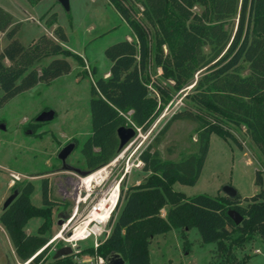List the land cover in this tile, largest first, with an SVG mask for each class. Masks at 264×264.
I'll return each instance as SVG.
<instances>
[{
	"label": "trees",
	"instance_id": "trees-1",
	"mask_svg": "<svg viewBox=\"0 0 264 264\" xmlns=\"http://www.w3.org/2000/svg\"><path fill=\"white\" fill-rule=\"evenodd\" d=\"M109 2L131 28L133 38L104 48L110 60L109 74L91 83V130L80 147L86 171L97 169L117 154L118 126L149 128L173 93L193 80L197 71L199 75L186 92L191 106L174 112L159 133L165 132L174 119L195 120L200 124L198 147L177 160L161 158L150 144L142 149L138 157L148 174L138 183L122 184L115 208L121 195L123 204L115 218L111 214L109 233L96 249L89 244L80 252L104 257L120 252L124 264H150L148 244L154 235L171 228L185 235V230L196 226L202 241L215 242L221 264H246L245 258L236 257L235 248L250 242L254 234L264 242V182L260 171L255 172L259 190L244 199L239 192L234 197L224 193L188 196L173 183H194L205 161L211 132L236 140L231 126H244L264 156V0ZM132 2L142 6L139 12L146 23L136 16L138 7ZM195 5L201 6V11L193 10ZM17 26L12 24V14L0 6V31L7 37L0 49V105L40 81L49 82L68 73V56L82 63L81 55L63 44L66 33L61 25L53 29L56 38L42 33L27 44L15 35ZM45 57H50L48 62L38 69L36 63ZM243 61L247 62V73L241 72ZM150 62L161 68L163 80L172 83L156 80L149 85ZM33 190L31 181L23 182L0 212V223L14 252L23 262L29 259V264H78L75 251L48 258L50 236L45 232L51 228L53 201L48 196L47 179H42L41 205L31 201ZM230 208L242 215L239 223L228 215ZM32 216L42 218L35 233L25 230Z\"/></svg>",
	"mask_w": 264,
	"mask_h": 264
},
{
	"label": "rangeland",
	"instance_id": "rangeland-1",
	"mask_svg": "<svg viewBox=\"0 0 264 264\" xmlns=\"http://www.w3.org/2000/svg\"><path fill=\"white\" fill-rule=\"evenodd\" d=\"M132 3L138 7L136 16L146 23L139 12L142 6L137 2ZM0 6L12 14V24H18L15 35L22 43L27 44L42 33L56 38L53 29L61 25L66 33L63 44L82 57L80 63L73 56H68L71 65L68 73L49 82L40 81L0 105V124H3V127L0 126V212L4 208V201L9 197L12 199L20 185L27 180L34 184L31 201L41 205L42 179L46 178L48 196L53 201L51 228L45 232V235L50 236L47 242L48 258L53 257L56 248L71 245L73 251L78 252L74 256L78 264H92L94 255L80 252L93 244L92 236L77 241L63 238L84 218L87 209L85 203H79L73 221L62 232L63 237L51 241L61 229L63 221L72 214L77 197L86 192L79 177L91 173L105 176L100 183L92 181L93 192L88 196L90 202L102 195L101 189L109 190L115 182H119L120 196L122 184L126 187L138 183L148 174L142 169L143 162L138 157L148 144L163 159L177 160L196 151L200 128L197 121L177 118L171 121L165 132L160 134L159 130L174 112L191 106L186 92L199 71L194 74L193 80L173 93L149 128L144 130L139 127L135 136L110 161L84 174L82 171L86 167L80 147L91 130L90 86L96 77L109 74L110 60L104 48L123 38L131 40L132 30L109 0H69V9H65L58 0H38L35 3L28 0H0ZM201 8L195 5L193 10L199 12ZM50 18L53 19L51 23L47 22ZM233 20L236 22V17ZM2 33L0 31V49L7 42V37ZM49 58H42L36 67L40 69ZM241 72H248L247 62H242ZM160 73L161 68L150 62L147 68L149 85L156 80L172 83V80H163ZM44 109H52L54 116L37 120V115ZM230 129L236 140L211 132L209 148L197 180L190 184L175 181V189L188 196L197 193L216 195L224 193L222 186L229 182L243 199L259 190L255 172L260 171L264 182V156L252 143L244 126H231ZM69 140H76V147L66 158L70 168H62V162L56 154ZM13 175L19 177L14 183ZM122 204L121 195L119 207L115 208L112 217L117 216ZM161 213H165L164 208ZM58 220L62 223L59 224ZM41 221L40 216L30 217L26 232L35 233ZM105 228H108V224ZM184 232L185 235L180 229L171 228L165 233L154 235L148 244L150 264H221L215 251V242L202 241L196 226ZM256 247L259 252H254ZM234 252L238 259L245 258L247 264H264V242L257 234L242 247H236ZM0 264H24L14 252L1 223Z\"/></svg>",
	"mask_w": 264,
	"mask_h": 264
},
{
	"label": "built area",
	"instance_id": "built-area-1",
	"mask_svg": "<svg viewBox=\"0 0 264 264\" xmlns=\"http://www.w3.org/2000/svg\"><path fill=\"white\" fill-rule=\"evenodd\" d=\"M134 127L136 128V130L139 128L138 126L134 125ZM85 176L83 177H79V182L81 183V185L84 186L86 192L83 196H78L77 199H76V205L74 207V210L72 212V214L66 219L63 221L62 223V226H61V229L58 231L61 233V236L59 237H63L62 235V232L66 229V226L71 223L76 215V213L78 212V207H79V203L80 202H83L85 203L84 207L87 208L84 212H85V216L84 218L88 215L89 211H100L102 210L100 207H99V203L101 200H106L107 198H110L114 188L116 187V193H115V198L112 202V204L110 203H107V207L108 208V212H107V216L106 218L103 220V221H98L96 219H91L88 221L87 223V228L88 230L83 233V234H80V235H75V228L80 224V222L82 220H84V218L76 223L73 227H72V230L66 235L64 236L63 238L66 240V241H77V240H83V239H86V238H89L90 236L93 237V247L94 249L97 248V246L100 244V242L104 239V237L109 233L110 231V227L108 225V228H105L104 229V226L107 225L109 223V219L111 217V214L116 206V203L118 201V186H119V182H115L113 184V186L111 187V189L109 190H100L102 195L99 196V198L93 200V201H88V196L93 192V189H92V185L91 187H89V189H87V187H85V185L83 184V179H84ZM18 176L17 175H13L12 176V182L14 183L16 180H18ZM104 177L102 176H98L97 179L94 178L93 181L96 183H100L102 181H104ZM80 187V186H79ZM79 189V188H78ZM119 193H120V190H119ZM97 208V209H96ZM73 218V219H72ZM57 232V233H58ZM56 233V234H57ZM56 234L52 237L51 241L56 239ZM57 237V238H59ZM92 264H108L105 260V257L101 254H98V253H95L94 256H93V261H92Z\"/></svg>",
	"mask_w": 264,
	"mask_h": 264
},
{
	"label": "water",
	"instance_id": "water-1",
	"mask_svg": "<svg viewBox=\"0 0 264 264\" xmlns=\"http://www.w3.org/2000/svg\"><path fill=\"white\" fill-rule=\"evenodd\" d=\"M62 5L65 7V9H69V0H58ZM54 116V111L52 109H44L42 110L36 117L37 120H47L51 119ZM1 127H3V124H0ZM116 134L119 140L118 143V151L122 149L129 141L135 136L136 134V128L133 125H120L116 128ZM76 147V142L74 140H70L66 142L64 145H62L56 156L60 159L62 162L61 166L62 168H70V165L66 163V158L69 156V154L72 152V150ZM82 173H89L88 171L84 170ZM16 191V190H15ZM222 191L224 194L234 197L237 195L238 190L229 182H226L222 186ZM264 199V195H263ZM11 201V198H7L4 201V207L7 206V204ZM228 215L234 220L235 223H239L242 219V215L237 212L235 209H228ZM58 223L61 224L62 221L58 220ZM73 251V248L71 245H63L61 247H58L55 249L53 258H58L60 256L69 254ZM105 260L108 264H124L125 259L122 256L120 252H111L105 256ZM29 261V259H28Z\"/></svg>",
	"mask_w": 264,
	"mask_h": 264
},
{
	"label": "bare ground",
	"instance_id": "bare-ground-1",
	"mask_svg": "<svg viewBox=\"0 0 264 264\" xmlns=\"http://www.w3.org/2000/svg\"><path fill=\"white\" fill-rule=\"evenodd\" d=\"M97 177L98 176L95 173L88 174L87 176L84 177L83 184L85 185V187H87V189H89V187H91V185H92L93 179L94 178L97 179ZM115 193H116V187L114 188L110 198H107L106 200H101L100 201L99 207L102 210H100V211H92V212L89 211L88 215L84 218V220H82L80 222V224L75 228V233H74L75 235L83 234V233H85L88 230L87 223H88L89 220L96 219L98 221H103L106 218V216L108 215L107 212H108V208H109V207H107V203L112 204V202H113V200L115 198ZM59 236H61L60 232H58L55 237L57 238ZM27 263H28V261L24 262V264H27Z\"/></svg>",
	"mask_w": 264,
	"mask_h": 264
},
{
	"label": "crops",
	"instance_id": "crops-1",
	"mask_svg": "<svg viewBox=\"0 0 264 264\" xmlns=\"http://www.w3.org/2000/svg\"><path fill=\"white\" fill-rule=\"evenodd\" d=\"M3 34V33H2ZM164 211H165V209H164ZM163 214V213H162ZM254 252H259V248L258 247H256L255 249H254ZM246 264H247V262H246Z\"/></svg>",
	"mask_w": 264,
	"mask_h": 264
},
{
	"label": "flooded vegetation",
	"instance_id": "flooded-vegetation-1",
	"mask_svg": "<svg viewBox=\"0 0 264 264\" xmlns=\"http://www.w3.org/2000/svg\"><path fill=\"white\" fill-rule=\"evenodd\" d=\"M70 141V140H69ZM68 142V141H67Z\"/></svg>",
	"mask_w": 264,
	"mask_h": 264
}]
</instances>
